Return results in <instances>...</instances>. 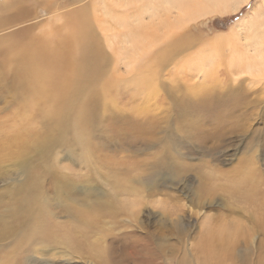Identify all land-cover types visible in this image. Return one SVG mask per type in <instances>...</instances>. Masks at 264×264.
Segmentation results:
<instances>
[{
  "label": "rangeland",
  "instance_id": "obj_1",
  "mask_svg": "<svg viewBox=\"0 0 264 264\" xmlns=\"http://www.w3.org/2000/svg\"><path fill=\"white\" fill-rule=\"evenodd\" d=\"M62 1L0 11V264H264V0L162 3L144 37L129 0ZM79 6L95 64L51 96L21 86L4 50ZM217 226L240 234L213 263Z\"/></svg>",
  "mask_w": 264,
  "mask_h": 264
},
{
  "label": "bare ground",
  "instance_id": "obj_2",
  "mask_svg": "<svg viewBox=\"0 0 264 264\" xmlns=\"http://www.w3.org/2000/svg\"><path fill=\"white\" fill-rule=\"evenodd\" d=\"M25 1L27 0H9V1L1 0L0 11L4 12L11 8H16L17 13H18L17 16H24V13L29 11V9L26 8V4L24 3ZM67 1L66 0L62 1L60 6H57L58 7L57 10L60 8L63 9L64 6H67ZM116 1L115 0H103V4L104 6L112 7L113 6L112 3L113 2L117 3ZM182 1L183 0H129V4H132L130 9H132V12L134 11L133 12L134 14L132 16L133 23L142 22L140 24V28L142 29V32H144V34L142 35L143 37L145 36L146 33H149L151 35L157 34L159 29L161 28V25L159 24L162 23L159 21H164L166 18L165 17L164 19H161L158 22H154L162 16L160 15L162 11V3H166L167 5L177 4V5L183 6V4L181 3ZM184 1H187V0H184ZM208 1H209L208 3L214 4L216 6L220 4L223 5L222 4L223 0H208ZM69 3L74 4L76 3V1L69 0ZM69 3L68 5H70ZM135 4L136 5L139 4L140 8L133 9V5ZM124 5L127 6L126 0H124ZM181 11L182 10H180V12ZM170 14L171 12H169V15ZM56 15H53V18H56ZM58 15H60L59 16L60 19L61 18L65 19L66 21L65 26L69 25L67 29L64 28L65 27L64 25H63L64 27L63 26L57 27L56 25L54 27V30L51 31L50 34L48 33L50 36L42 40H35L32 38H29L28 40L22 41L21 44H18V43L15 44L11 40L10 42L12 43L9 45L7 44L8 47L4 50V60H7V63L11 66H14L18 71V75L15 72V80H17L21 86L26 85L28 83L32 85L36 84L40 87L39 91L47 96H51L53 92L56 93L58 90H63L65 87L70 86L71 84H74V82L79 77V73L82 68L81 67L82 63L84 62L90 66H93L95 64L97 56L99 55L98 47L94 41V38L91 36L93 34H91L90 32V27L88 25V20H87L88 18H87L85 7L79 6L78 8L76 7V9H72L71 11H68L67 13L63 12ZM106 15L108 16V13H106ZM146 15L149 16L148 18H146V20L151 19L152 21L150 22V25L145 26L143 21H144V16ZM76 21L78 22L76 23ZM153 24L159 25V29H156V26H152ZM30 30L31 29L28 28V30H24L23 33L25 34L28 31L30 32ZM257 32L259 33L256 36L257 38L256 41H254L256 44V47H257V44L263 46L264 45V21H260ZM12 36H15V35H12ZM52 36H54L55 38L51 39ZM247 45L249 46L251 44L248 43ZM172 47L173 49H175V46H172ZM254 47L252 49H254ZM258 47L255 49L258 50ZM166 51L163 52L162 55H160V57L163 58V56L166 54ZM262 51H264V49L261 50V52ZM261 52H258L257 55L259 53L261 54ZM253 53L255 54V52ZM261 56L262 55H260V58H263V59H260L261 65H259L258 67H260L261 72L264 73V55L263 57ZM240 58L241 60H244L242 59V57ZM255 60H256L255 62H257V60H259V57ZM249 62H251V60H249ZM253 64H254V60H253ZM255 64H259V62ZM248 65L252 67L250 63H248ZM249 66H247V70L249 69L248 68ZM256 71H258V68ZM261 72L259 71L257 73H261ZM263 73H261V75ZM6 79H4V81ZM110 87L114 88L115 84L113 82L108 81L106 83V88H110ZM149 87H150V80H147L146 88L149 89ZM208 91L209 90H207L206 92ZM96 97H97L96 93H93L91 95L93 104L90 110L93 115H96L98 113V111L96 110L97 106L95 104ZM63 119L64 118L62 117V120ZM60 124L61 122L60 123L57 122L56 125L59 126ZM233 227L227 228L224 226H217L214 228H208L207 234L210 237L209 239L210 242L207 241L209 242V244L206 243L205 246L203 243L204 249L202 250L205 256L207 257L208 261L217 263L220 260L221 251H230V245H231L232 239H234L236 236L240 234V231L237 228L233 229Z\"/></svg>",
  "mask_w": 264,
  "mask_h": 264
}]
</instances>
